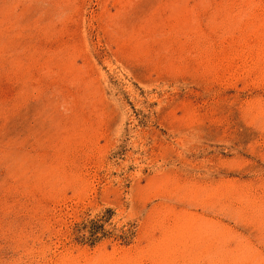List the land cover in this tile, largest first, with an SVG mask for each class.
Segmentation results:
<instances>
[{
  "label": "rangeland",
  "instance_id": "1",
  "mask_svg": "<svg viewBox=\"0 0 264 264\" xmlns=\"http://www.w3.org/2000/svg\"><path fill=\"white\" fill-rule=\"evenodd\" d=\"M0 264H264V0H0Z\"/></svg>",
  "mask_w": 264,
  "mask_h": 264
},
{
  "label": "bare ground",
  "instance_id": "2",
  "mask_svg": "<svg viewBox=\"0 0 264 264\" xmlns=\"http://www.w3.org/2000/svg\"><path fill=\"white\" fill-rule=\"evenodd\" d=\"M228 217V216H227Z\"/></svg>",
  "mask_w": 264,
  "mask_h": 264
}]
</instances>
